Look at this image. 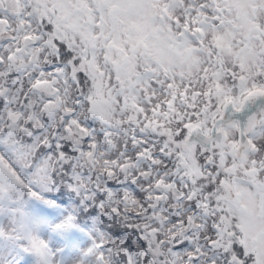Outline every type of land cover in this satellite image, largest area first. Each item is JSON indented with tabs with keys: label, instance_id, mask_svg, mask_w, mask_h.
<instances>
[{
	"label": "snow or ice",
	"instance_id": "1",
	"mask_svg": "<svg viewBox=\"0 0 264 264\" xmlns=\"http://www.w3.org/2000/svg\"><path fill=\"white\" fill-rule=\"evenodd\" d=\"M0 264H264V0H0Z\"/></svg>",
	"mask_w": 264,
	"mask_h": 264
}]
</instances>
